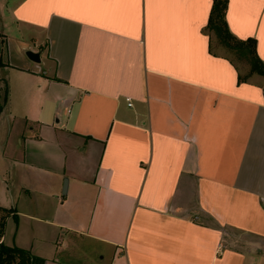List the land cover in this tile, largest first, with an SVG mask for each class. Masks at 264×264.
<instances>
[{
    "label": "crops",
    "instance_id": "crops-1",
    "mask_svg": "<svg viewBox=\"0 0 264 264\" xmlns=\"http://www.w3.org/2000/svg\"><path fill=\"white\" fill-rule=\"evenodd\" d=\"M228 1L264 62V0ZM212 5L0 0L5 244L44 264H264V76L239 82Z\"/></svg>",
    "mask_w": 264,
    "mask_h": 264
},
{
    "label": "trees",
    "instance_id": "trees-1",
    "mask_svg": "<svg viewBox=\"0 0 264 264\" xmlns=\"http://www.w3.org/2000/svg\"><path fill=\"white\" fill-rule=\"evenodd\" d=\"M228 2V0H213L207 29L216 34L223 46L248 54L250 70L245 76L239 74V82L246 81L254 73L264 76V62L257 53L256 39L252 37L240 39L229 28L226 19ZM2 38L3 35L0 33V40ZM4 64L3 58L0 55V67L4 66ZM236 68L238 69L237 65ZM7 100V90L4 94L0 92V114ZM15 214L16 210L14 208L0 206V264H44L45 259L34 255L31 251L16 245H7L3 242L2 238L5 233L7 220L11 215L15 216Z\"/></svg>",
    "mask_w": 264,
    "mask_h": 264
},
{
    "label": "rangeland",
    "instance_id": "rangeland-1",
    "mask_svg": "<svg viewBox=\"0 0 264 264\" xmlns=\"http://www.w3.org/2000/svg\"><path fill=\"white\" fill-rule=\"evenodd\" d=\"M212 32V35L214 37V47H220V52L225 53L226 55L230 56V58L233 60V62L237 65L240 73L242 76H245L248 74L249 70H250V64H249V56L247 53L242 52V51H237V50H233V49H229L225 46H223L216 34ZM30 50V49H29ZM27 50V51H29ZM26 51V53H27Z\"/></svg>",
    "mask_w": 264,
    "mask_h": 264
},
{
    "label": "water",
    "instance_id": "water-1",
    "mask_svg": "<svg viewBox=\"0 0 264 264\" xmlns=\"http://www.w3.org/2000/svg\"><path fill=\"white\" fill-rule=\"evenodd\" d=\"M26 55H27L32 61L40 62V60H41V58H40V53L35 52V51H33V50H29V51H27ZM66 186H67V179H65V182H64V189H63V192H66Z\"/></svg>",
    "mask_w": 264,
    "mask_h": 264
},
{
    "label": "built area",
    "instance_id": "built-area-1",
    "mask_svg": "<svg viewBox=\"0 0 264 264\" xmlns=\"http://www.w3.org/2000/svg\"><path fill=\"white\" fill-rule=\"evenodd\" d=\"M130 100H131V99H130V98H128L129 105H131V104H132ZM254 264H256V263H254Z\"/></svg>",
    "mask_w": 264,
    "mask_h": 264
}]
</instances>
